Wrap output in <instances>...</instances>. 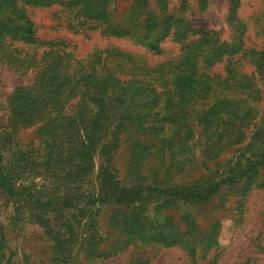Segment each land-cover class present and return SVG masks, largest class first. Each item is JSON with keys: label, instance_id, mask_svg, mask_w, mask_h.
I'll list each match as a JSON object with an SVG mask.
<instances>
[{"label": "rangeland", "instance_id": "374dc122", "mask_svg": "<svg viewBox=\"0 0 264 264\" xmlns=\"http://www.w3.org/2000/svg\"><path fill=\"white\" fill-rule=\"evenodd\" d=\"M234 3L52 0L50 5L20 4L34 23L38 43L23 45L12 40L10 49L15 51L11 54L5 52L7 46L0 49V264H264V168L251 178L242 176L249 160L264 155V0H238L236 9ZM238 21L245 26L241 40ZM120 32L123 34L117 35ZM223 45L228 52L218 59L216 50ZM189 49L192 63L184 61ZM51 51V57L62 56L70 73L94 67L122 81H139L150 92L157 90L160 98L154 100L150 93L149 99L151 107H157V120L166 113L167 100L176 96V75L180 70L191 71L196 94L188 96L184 105L191 115L187 116L189 140L173 147L180 152L171 161L162 162L157 152L148 156L144 162L147 183L207 186L229 177L232 168L241 171L238 183H221L208 201L132 207L128 217L135 213V223L128 218L122 227L110 219L114 207H98L97 201L88 205L84 194L71 205L62 202L69 180L74 178L64 166L49 160L51 145L45 141L42 120L23 126L15 118L17 90L35 91L42 86L40 63ZM201 89L207 92L205 97L204 93L200 96ZM219 99L235 105L239 114H222L228 127L218 139V134L213 135L215 127L206 135L196 117ZM79 100L78 95L67 101L64 115H72ZM122 106L120 100L111 106L114 110L107 128L100 133L104 152L96 153L86 187L98 189L107 167L122 180L137 140L160 141L172 136V123L154 134L122 128ZM175 136L184 137V131ZM207 136L214 142L208 148ZM162 154L167 158L170 151ZM11 185L19 191H7ZM30 194L42 197L41 204L26 202L24 198ZM82 215L92 220L97 232L107 234L97 251L78 249L83 241L78 237ZM168 224L187 233L188 245L165 246L146 238L147 233ZM142 229L139 240L135 236ZM70 233L76 234L73 242ZM90 236L96 237L94 233ZM59 237L67 241L71 256L61 253ZM74 244L77 252H72Z\"/></svg>", "mask_w": 264, "mask_h": 264}, {"label": "trees", "instance_id": "16d2710c", "mask_svg": "<svg viewBox=\"0 0 264 264\" xmlns=\"http://www.w3.org/2000/svg\"><path fill=\"white\" fill-rule=\"evenodd\" d=\"M51 1L0 0V49H5L4 46H7L5 52L11 54L15 51L10 49L13 46L12 40L21 42L23 45H36L38 39L35 37L34 23L27 17L24 6L20 4L50 5ZM234 4L236 9L238 0H235ZM238 22L240 28L237 36L241 40L244 30L242 27L245 26L241 21ZM122 34L120 32L117 35ZM44 45H47V42H44ZM154 46L157 47L155 43ZM191 52L189 49V52L184 56L186 63H192L191 61L194 60L193 56L189 58ZM227 52V47L223 45L218 47L215 56L221 59L220 56L225 55ZM50 53L52 54V51L48 53L49 58H43L42 64L40 63L42 69L39 74L43 83L42 86H37L35 91L25 87L17 90L14 97L17 100L15 118L23 126H29L36 123L35 121L42 120L41 127L45 135V141L51 145V151L48 155L49 160L64 166L63 168L70 171L72 178H74L69 180L68 190L61 197L62 202L71 205L81 194H84L88 205L97 201L98 207H114L110 219L117 223L119 227H122L128 218L135 223V213L128 217L129 209L132 207H142V205L153 202L166 205L176 201H208L217 193L221 183L227 182L231 186L238 183L241 171H234L236 170L234 168H232L233 171H231L229 177L219 182L211 181L207 186L182 188L178 186L168 187V185L162 187L158 184L153 186L147 183L148 178L144 173V162L148 160V156L157 152L161 155L159 160H162V162L171 161L177 158L180 152L179 150L175 151L173 147L175 145L180 147L189 140L191 122L187 121L189 114L188 110L184 109V105L190 100L188 96L193 98L196 94L192 89L194 77L191 71L180 70L181 72L176 75V89H174L176 96L167 100L166 113L163 114L162 119L157 120V107L156 105L151 107V101L149 100L151 98L150 93L154 100L160 98L161 93H158L157 90L150 89L152 90L150 92L139 81H122L113 73L96 71L94 67H90L89 70L81 67L70 73L62 62V56L51 57ZM257 54L262 53L258 52ZM210 57L208 55V58ZM204 91L205 89H201V97L203 93L205 94L203 97L206 96L207 92ZM78 95L80 100L76 111L72 115H64L63 111L67 101ZM117 100L123 103V113L121 121H119L122 128L130 126L135 134L143 135L147 132L154 134L157 131L165 130L166 123H172L171 125L175 127H173L172 136H167L160 141H154L152 138L145 141L137 140L133 145L134 155L128 161L125 177L122 180L119 179L113 169L107 167L101 174L98 189L96 187L91 189L86 187L85 179L95 168L96 153L104 152L101 147L100 133L107 128L111 112L114 110L111 106L115 105ZM173 102L174 105H179L177 109L172 105ZM206 107L197 113V125L204 127L206 135L212 134L211 127H215L213 135L218 134L217 138L219 139L228 127V123L224 124L222 121V114L227 113V116H237L239 114L238 110L235 105H229L220 99L213 101ZM220 115L218 123H215L214 121ZM150 117L152 118L150 119ZM179 131H184V137L175 136ZM212 144L214 142L211 137L207 136V148L211 147ZM163 150L170 151L167 158H164ZM249 163L242 176L251 178L259 171L260 167L264 168V155L260 160L254 162L249 160ZM123 182H126V184H123ZM12 190L19 191L12 185L7 188V191ZM40 198L42 197H34L30 194L24 200L29 202L30 205H40ZM82 220H84L82 221V230L78 237L79 240L83 238V241L82 243L79 241L78 249H84L85 252L95 248L94 250L97 251L102 237L107 236V234L102 231L99 232V230L97 232L93 227L95 224H92V220L88 217L85 218L82 215ZM140 232V235L135 236L139 240L144 234L143 229ZM93 233L96 235L94 239L90 236ZM70 234V242H73L76 234ZM186 236V232L174 228L170 224L153 231V233L146 234V238L160 241L165 246L188 245ZM59 240L61 253L68 252L71 256L67 241L61 240V237L57 239V242ZM72 252H77L75 244L72 246ZM108 254L103 253V255Z\"/></svg>", "mask_w": 264, "mask_h": 264}]
</instances>
